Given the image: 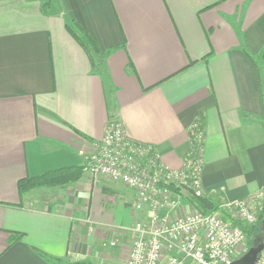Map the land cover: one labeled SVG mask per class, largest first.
I'll return each instance as SVG.
<instances>
[{
    "label": "crops",
    "instance_id": "crops-1",
    "mask_svg": "<svg viewBox=\"0 0 264 264\" xmlns=\"http://www.w3.org/2000/svg\"><path fill=\"white\" fill-rule=\"evenodd\" d=\"M68 26L96 43L99 66ZM112 118L174 169L199 118L210 210L256 193L264 0H0V264L125 262L127 242H111L150 214L134 209L133 189L86 173L74 185L18 188L82 166Z\"/></svg>",
    "mask_w": 264,
    "mask_h": 264
},
{
    "label": "built area",
    "instance_id": "built-area-1",
    "mask_svg": "<svg viewBox=\"0 0 264 264\" xmlns=\"http://www.w3.org/2000/svg\"><path fill=\"white\" fill-rule=\"evenodd\" d=\"M189 141L182 166L174 169L153 145L132 140L122 121L112 118L95 152L86 157V174L133 189L134 209L150 212L126 230L133 237L126 264H231L247 236L228 221V213L244 225L257 223V211L264 209V186L207 212L195 206L194 200L206 196V133L199 118L189 128ZM111 244L118 245V240ZM255 264H264V250Z\"/></svg>",
    "mask_w": 264,
    "mask_h": 264
},
{
    "label": "trees",
    "instance_id": "trees-1",
    "mask_svg": "<svg viewBox=\"0 0 264 264\" xmlns=\"http://www.w3.org/2000/svg\"><path fill=\"white\" fill-rule=\"evenodd\" d=\"M71 33L78 39L82 46L88 51L90 58L92 60L93 67L96 68L103 60V56L100 55L96 43L87 34H79L71 26H68ZM83 173V166H72L60 168L57 170H52L46 172L40 176L28 177L20 180L18 188L20 193H25L33 189H39L42 187H57L60 185L75 183L77 182ZM195 206L203 211L207 212L211 208L210 201L206 198H199L193 201ZM216 209V208H215ZM264 220V209L260 220ZM233 225H239L240 228L245 232L246 236H251L254 234L257 227V223L253 226L242 225L241 223L232 222ZM78 264H89V263H78ZM91 264V263H90Z\"/></svg>",
    "mask_w": 264,
    "mask_h": 264
},
{
    "label": "rangeland",
    "instance_id": "rangeland-1",
    "mask_svg": "<svg viewBox=\"0 0 264 264\" xmlns=\"http://www.w3.org/2000/svg\"><path fill=\"white\" fill-rule=\"evenodd\" d=\"M85 172L83 171V173H82V175H81V177L83 176V174H84ZM81 177H80V179H81ZM79 179V180H80ZM78 180V181H79ZM101 180V179H100ZM95 181L94 179H92L91 177H90V181L93 183V184H98V183H100L101 181ZM66 185H74V184H72V183H68V184H64V185H60V187H62V186H66ZM58 187V186H57ZM263 202H264V200H263ZM263 202H261V205H262V203ZM260 211V210H259ZM259 211H257V217H258V221H257V227H256V229H255V232H254V234H251V236H248L247 235V241L244 243V245H243V248H241L240 249V251H239V253L236 255V258L235 259H238L239 257H241L245 252H247L252 246H257V245H259L260 243H262L263 241H264V220H260V217L262 216V212H263V210L261 211V212H259ZM227 219H228V221H230V222H237V223H240L239 222V220H237L234 216H232L230 213H228V215H227ZM137 220H135V221H133V223H135ZM133 223L131 224V221H130V224H127V227H129V226H132L133 225ZM241 224L242 225H244L242 222H241ZM126 227V226H125ZM118 233H121V236H116V240H118V242H127L126 243V245L128 246V254H129V249H130V246H131V241H132V239H133V237L132 236H130V234L129 233H126V229H122V231H120V232H118ZM108 235H110V234H108ZM112 235V234H111ZM111 239H113V238H111V236H109V237H105V239H104V242H111L112 240ZM121 257V256H120ZM122 258V257H121ZM127 258H128V256L126 257V260H125V262H121L120 264H126V262H127ZM78 263H89L90 264V262L89 261H73V262H70V263H68V264H78Z\"/></svg>",
    "mask_w": 264,
    "mask_h": 264
},
{
    "label": "water",
    "instance_id": "water-1",
    "mask_svg": "<svg viewBox=\"0 0 264 264\" xmlns=\"http://www.w3.org/2000/svg\"><path fill=\"white\" fill-rule=\"evenodd\" d=\"M264 250V241L257 246H252L244 255L235 259L231 264H255L259 254Z\"/></svg>",
    "mask_w": 264,
    "mask_h": 264
},
{
    "label": "bare ground",
    "instance_id": "bare-ground-1",
    "mask_svg": "<svg viewBox=\"0 0 264 264\" xmlns=\"http://www.w3.org/2000/svg\"><path fill=\"white\" fill-rule=\"evenodd\" d=\"M260 254H261V253H260ZM260 254H259V255H260ZM258 257H259V256H258Z\"/></svg>",
    "mask_w": 264,
    "mask_h": 264
},
{
    "label": "flooded vegetation",
    "instance_id": "flooded-vegetation-1",
    "mask_svg": "<svg viewBox=\"0 0 264 264\" xmlns=\"http://www.w3.org/2000/svg\"><path fill=\"white\" fill-rule=\"evenodd\" d=\"M244 255V254H243Z\"/></svg>",
    "mask_w": 264,
    "mask_h": 264
}]
</instances>
